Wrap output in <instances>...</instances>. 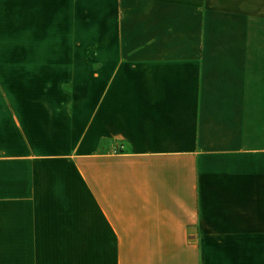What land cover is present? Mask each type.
Instances as JSON below:
<instances>
[{
  "label": "crops",
  "instance_id": "crops-1",
  "mask_svg": "<svg viewBox=\"0 0 264 264\" xmlns=\"http://www.w3.org/2000/svg\"><path fill=\"white\" fill-rule=\"evenodd\" d=\"M209 240H264V0H0V264Z\"/></svg>",
  "mask_w": 264,
  "mask_h": 264
},
{
  "label": "rangeland",
  "instance_id": "rangeland-1",
  "mask_svg": "<svg viewBox=\"0 0 264 264\" xmlns=\"http://www.w3.org/2000/svg\"><path fill=\"white\" fill-rule=\"evenodd\" d=\"M215 244L209 240L208 242V260L211 264H226L232 262L231 255L226 251V240H221L220 244L216 246H222L221 249H216ZM249 246L251 250L258 251V254H251L249 257V264H264V240H249ZM240 261V258H237Z\"/></svg>",
  "mask_w": 264,
  "mask_h": 264
}]
</instances>
